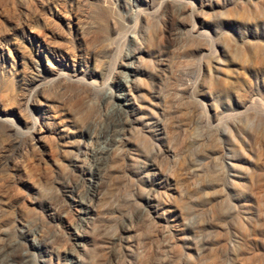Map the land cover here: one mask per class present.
I'll list each match as a JSON object with an SVG mask.
<instances>
[{
	"label": "rangeland",
	"instance_id": "rangeland-1",
	"mask_svg": "<svg viewBox=\"0 0 264 264\" xmlns=\"http://www.w3.org/2000/svg\"><path fill=\"white\" fill-rule=\"evenodd\" d=\"M135 47L83 264H264V0H0V254L73 259L60 181L88 185L77 159Z\"/></svg>",
	"mask_w": 264,
	"mask_h": 264
},
{
	"label": "bare ground",
	"instance_id": "bare-ground-1",
	"mask_svg": "<svg viewBox=\"0 0 264 264\" xmlns=\"http://www.w3.org/2000/svg\"><path fill=\"white\" fill-rule=\"evenodd\" d=\"M130 38L131 43L137 42L138 38L135 35H131ZM139 49L140 48L135 47L133 49L130 48L129 50L124 52V61L120 64V79L117 84L120 92L115 95L116 102L114 101V99H111L110 91L104 93L101 99V104L105 106V114L107 115L105 116L106 119L98 125L97 132H93V130L89 133V139L92 140L90 143L94 142V144H92L89 148L85 147V150L87 151L83 154V159H77L79 163L83 162V165L79 167H85V172L89 173V177L86 179L88 185L86 187H82L83 190H80V186L71 184L70 182H68V180H63L62 182L60 181V184L63 186V192H65V194L71 198L73 202L72 206L76 211L74 222L70 224L71 238L74 240V242L70 244L69 248L66 251V254L73 256V259H66L63 264H83L82 259L78 254V250L76 249V247H83V245H81V243H79L77 240L78 238H81L84 235L88 234V230L86 229L88 226L86 219L90 215L91 211H95V208L98 206L96 203L100 200L101 197L96 192V187L98 185V182L102 180L101 176L104 175L105 170L108 168L107 163L109 159L112 161L114 160L115 153L118 149L116 143L122 139V136L124 137L127 134L130 128L131 119L128 116V103L126 101L127 95L130 91L129 76L132 74V70L134 69L132 60L135 58L136 51L138 52ZM100 165L102 166V169H100ZM96 176L99 178V181L93 179ZM53 188L55 189V191L58 190L57 187ZM143 197L148 202H153L155 200L157 201V198L151 196V194L149 193L145 194ZM149 206L154 209H156L157 207L155 203H149ZM47 207L48 209L57 213L58 217L62 218L60 207H54L51 203H49ZM47 216L53 217L50 213L47 214ZM1 223L4 222L1 221ZM21 225V229H18V231L22 234L23 237L33 236L34 239L36 238V235L45 237L44 228L41 227L35 230L30 229L26 224ZM131 227L132 224L124 225L123 230L130 229ZM51 241V239H43L41 241H38L37 246L39 252L41 251L40 249H42L46 254L50 252L52 253L49 248V244L51 243ZM16 244L19 248H14L0 254V263L26 264L25 256L27 255V253L22 249V244L20 245L18 241H16ZM128 252V256L131 257L133 252L131 250ZM45 261L46 260H41L43 264H46Z\"/></svg>",
	"mask_w": 264,
	"mask_h": 264
}]
</instances>
